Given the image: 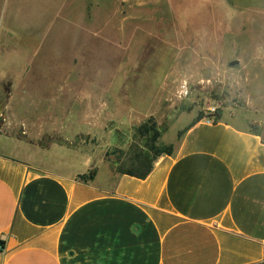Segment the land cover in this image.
<instances>
[{
  "label": "rangeland",
  "instance_id": "rangeland-1",
  "mask_svg": "<svg viewBox=\"0 0 264 264\" xmlns=\"http://www.w3.org/2000/svg\"><path fill=\"white\" fill-rule=\"evenodd\" d=\"M85 1L0 0V139L14 154L78 176L117 172L211 108L264 140V0H93L95 48L69 66L76 50L55 45L77 32L61 11ZM62 86L75 96L60 110Z\"/></svg>",
  "mask_w": 264,
  "mask_h": 264
},
{
  "label": "crops",
  "instance_id": "crops-1",
  "mask_svg": "<svg viewBox=\"0 0 264 264\" xmlns=\"http://www.w3.org/2000/svg\"><path fill=\"white\" fill-rule=\"evenodd\" d=\"M62 11L70 66L95 48L94 2ZM56 92L60 110L75 96ZM228 115L180 128L144 179L102 164L82 181L0 139V264H264V140Z\"/></svg>",
  "mask_w": 264,
  "mask_h": 264
},
{
  "label": "trees",
  "instance_id": "trees-1",
  "mask_svg": "<svg viewBox=\"0 0 264 264\" xmlns=\"http://www.w3.org/2000/svg\"><path fill=\"white\" fill-rule=\"evenodd\" d=\"M222 116V110L216 109L214 113L204 115L203 113H199L192 121L185 126L182 130H180L177 134L178 137H180L184 132H186L189 128H191L193 125L198 123L199 121L203 120L204 118H210L212 119L213 123H216L221 120ZM138 134H145L149 131L153 133V139L154 141L160 137V133L155 127V125H151L150 127H147L146 124H142L137 129ZM250 133L258 134L257 132H254L253 130H248ZM259 135V134H258ZM173 153V146L171 144L169 145H162L161 147L157 148L152 156H148L147 154H140L136 153L131 159L130 164L126 169H122L120 166L117 168V172L120 174H125L128 176H132L138 179H144L148 174L150 173L152 169V165L154 160L156 158L162 156V155H171ZM94 177V173L89 174L88 176L81 175L78 176V178L82 181H88L92 180ZM0 242L3 244V241L0 240Z\"/></svg>",
  "mask_w": 264,
  "mask_h": 264
},
{
  "label": "built area",
  "instance_id": "built-area-1",
  "mask_svg": "<svg viewBox=\"0 0 264 264\" xmlns=\"http://www.w3.org/2000/svg\"><path fill=\"white\" fill-rule=\"evenodd\" d=\"M214 111H215V109L214 108H211L210 109V112L208 113V114H212V113H214ZM205 120H206V122H211V123H213L212 122V119H210V118H204ZM3 250V245H2V243L0 242V251H2Z\"/></svg>",
  "mask_w": 264,
  "mask_h": 264
},
{
  "label": "water",
  "instance_id": "water-1",
  "mask_svg": "<svg viewBox=\"0 0 264 264\" xmlns=\"http://www.w3.org/2000/svg\"><path fill=\"white\" fill-rule=\"evenodd\" d=\"M236 64H237V61H232V62L230 63L231 66L236 65ZM203 76H204V77H207L208 74L205 72V73H203Z\"/></svg>",
  "mask_w": 264,
  "mask_h": 264
}]
</instances>
